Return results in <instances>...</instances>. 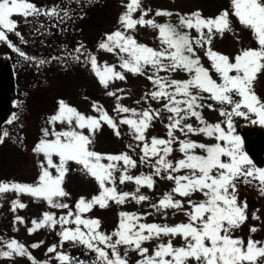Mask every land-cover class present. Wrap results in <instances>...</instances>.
Segmentation results:
<instances>
[{
    "label": "snow or ice",
    "instance_id": "snow-or-ice-1",
    "mask_svg": "<svg viewBox=\"0 0 264 264\" xmlns=\"http://www.w3.org/2000/svg\"><path fill=\"white\" fill-rule=\"evenodd\" d=\"M78 6L81 0H73ZM67 3V0H66ZM87 6V5H84ZM140 7L138 0H131L127 5V11L122 13L119 21L123 31L116 30L107 35V39L99 43L100 49L112 52L119 49V67L105 65L103 71L97 66L95 55L83 51L77 43L74 51L82 53L84 62H91V68L99 77L100 83L108 86L110 79L125 80L124 72L139 74L147 77L153 89L147 93L144 100L156 101L160 107L149 106L137 111L129 109L116 98L115 111L119 113H132V116L119 117V125H127L136 142H143L139 148V160L137 161L127 152L106 156L107 163H101L102 155L90 150V138L83 131L73 130L72 122L78 129H87L92 132L100 128L101 121L116 129L115 134L121 135L116 120L103 108L95 106L100 115H84L75 108L69 107L63 101L59 102V110L48 118V123L67 121L68 130L57 131L55 127L49 131L42 129V138L35 143L33 152L42 153L47 167L40 163L39 182L36 184L0 182V193L14 190L17 194L29 193L34 198H43L52 209H67L69 206L58 198L67 197L68 193L61 187V181L68 171V162L75 161L82 165L99 184L101 189L98 196H93L85 201L81 197L75 207L66 215H60L59 219L51 211H43L42 217L32 219V227H27L28 233L36 229L47 227L51 229L59 224L60 230L56 233L60 243L69 242L71 246H82L85 255H91L90 259H80L70 256L65 251H55V259L58 264H130L129 253L135 252L141 258L135 260V264H244L245 261L255 264L257 257L264 258V241L255 240L249 236L245 241L234 236L235 230L246 221L248 204L238 199V183L240 181L249 185L253 180L259 181V191L264 194V167H258L243 151V142L239 135L234 133V117L251 119V123L264 125V101L251 90V83L256 74L264 69V0H231V10L239 19V23L252 30L258 47H249L235 56V62H230L227 55H221L209 48L206 55L212 63V68L219 75L220 83L213 79L209 70L201 63V57L197 55V49H202L204 44L212 42L214 32H222L230 27L229 9L222 10L215 19H203L198 12L185 17L181 16L179 23H157L154 19H145L142 11L139 19H133L132 13ZM76 9L70 4L61 9L57 6H38L31 0H0V41L6 42L7 47L14 53H18L26 62H34L37 66H43L51 61L64 60V56L52 55L50 58L26 55L25 52L14 44L8 37V33H14L21 44H28L21 31H18L19 22L13 19L16 14L23 18V24L27 26L29 34L45 35L47 28L41 17L55 18L60 23L72 18ZM62 13V14H61ZM156 15H171V13L156 10ZM82 18V17H81ZM137 24L149 25L159 30V50L138 43L132 35H127L129 29ZM55 27L56 25H52ZM183 29H195L199 35L192 37ZM207 29V32L204 31ZM6 30V31H5ZM44 44V41H40ZM63 47V45H61ZM127 54L122 55V54ZM75 61L80 60V55L71 57ZM235 70V75L230 71ZM165 73V75H161ZM180 73H186V79L174 78ZM204 93L210 94L204 96ZM112 96L113 93H107ZM238 95L239 99H234ZM205 100L219 102L220 115L225 118L227 124L225 130L221 123H208L202 116L200 109L205 108ZM13 101V104H16ZM139 103V101H137ZM227 105V107H223ZM207 108L213 107L208 103ZM243 109V110H242ZM162 111H166L167 138L151 137L150 144L146 140V130L155 118H162ZM198 122L197 126L189 123L190 119ZM17 120V113L12 112L7 120L8 124ZM177 131L183 134V138L177 135ZM191 134H199L204 137H214L216 143L208 144L197 142L190 138ZM9 136L5 130L0 136V142ZM54 137V138H51ZM223 141V145L220 143ZM178 145V151L183 158L173 161L168 159L173 153L174 146ZM128 148L136 152L131 143ZM201 150L202 154H197ZM58 156L59 163H54L53 155ZM227 157V161L222 159ZM123 162V171L119 174V181H135L138 186L135 192H118L116 187H107L106 182L112 183L118 171L117 162ZM147 166L154 169L153 172L139 175H130V168ZM55 168L58 173L53 176L49 168ZM181 170H187L184 175H172ZM167 173V179L175 182L170 191H165L161 198L149 207L156 214L163 213L167 217L168 210H174L173 215L182 212L187 222H179L172 225L168 223L140 222L141 215L135 212L120 211L119 223L114 231L107 233L102 231L101 222L98 219H84L80 213L88 212L94 204L101 208L108 204L109 200L123 205L125 198L131 196L137 204L149 201L147 195L139 194V186L144 185L149 189L154 186V176ZM251 178V179H250ZM196 197H199L198 199ZM24 209L26 205L18 199L11 201V208ZM152 213L145 212L144 216ZM75 216L74 221L69 217ZM253 219H259L254 211ZM14 223L24 224V218L20 215L14 217ZM74 223L75 227H66ZM81 225L87 231L81 230ZM255 227L250 228L255 233ZM183 237V244L179 247L173 245L171 239L167 243H159L151 255L144 242L152 241L161 236ZM0 258H12L16 256H28L32 264H50V260L37 261L25 248V245L16 239H3L0 237ZM43 243V241H41ZM37 244H32L36 248ZM55 246L47 248L52 253ZM123 250V254H122ZM165 257H170L166 259Z\"/></svg>",
    "mask_w": 264,
    "mask_h": 264
},
{
    "label": "rangeland",
    "instance_id": "rangeland-1",
    "mask_svg": "<svg viewBox=\"0 0 264 264\" xmlns=\"http://www.w3.org/2000/svg\"><path fill=\"white\" fill-rule=\"evenodd\" d=\"M40 1V0H39ZM38 1V2H39ZM50 0H41L39 3V6H43V3L48 2ZM66 2V0H63ZM68 1V0H67ZM141 0H138V3ZM151 1V0H150ZM190 1H194L195 5H207V7H210V3L206 4L207 0H153V2L163 5V6H174L178 8L177 10H182L183 5L190 4ZM217 1V0H214ZM104 0H99V5H103ZM131 2V0H114L113 1V9L108 13V16L115 15L116 12L122 14L127 11V5ZM47 6L51 7V4H47ZM142 8V7H138ZM138 8L136 9L135 12L132 13V18L136 19L138 15ZM20 16H15L13 15V19L19 20ZM114 28L118 26V29L123 31L121 24L118 25L117 19L115 20L114 18L112 21L108 19L107 21H104L103 27L106 29V32L104 33L103 37L101 38V42L105 41L107 39V31L110 30L112 27ZM238 25L235 24L234 21L230 20V29H236ZM136 27V26H135ZM138 27V26H137ZM134 29V28H133ZM132 29V30H133ZM18 31H21L22 35H24L25 39L29 41L28 44H23V48H21L26 55H35L37 57H43L45 59L50 58L55 52H60V48L55 47V45L50 46L48 42L45 39H39V35H36L35 37L31 36L29 34V30L26 25L23 24V21L19 22L18 26ZM114 30V31H116ZM186 30H192V29H186ZM6 31V30H5ZM113 31V32H114ZM112 33V32H111ZM109 33V34H111ZM127 35H129V31L127 30L126 32ZM89 36H86L85 34L83 35H76V41L78 39H86V40H91L92 38V32L88 34ZM106 35V36H105ZM9 39L13 42L14 41V33H8ZM43 40L44 44H41L40 41ZM51 42L53 40H50ZM14 43V42H13ZM98 43V45H99ZM91 49L90 54L95 55L97 59V66L103 71V68L105 65L111 64L115 70L121 71L119 67V49H114L112 52H108L106 49H100L98 47V50L95 52L91 46H88ZM204 51L208 50L209 48H212L211 44H204L203 45ZM202 49L198 48V51L202 53ZM96 50V49H95ZM66 52V51H65ZM70 53H75L74 55H78L75 51H71L70 49H67L66 54ZM64 55V53H63ZM122 55H127L122 54ZM84 59V58H82ZM7 63L9 70H11L14 74V79H16V83L20 90L17 91V97L21 100L20 104L15 105L14 108H12L11 112H16L17 113V120H15L13 123L8 124L5 126L3 129V132L7 130L9 132V136L4 138L3 144L0 146V182H17V183H28V184H36L39 182V175H40V163H43L45 167H47V163L44 160L43 154L42 153H36L33 152V147L36 142L40 138H42V129L43 128H48L49 131L53 127L56 128L57 131H63V130H68L69 129V124L67 121H57L53 122L52 124L48 123V118L55 114L59 110V105L56 102V98L60 97L61 95H64V97L68 101H74L77 99L79 96V93L81 91L85 92L87 91L86 89H91L92 88V82L94 85H96L98 88L97 93L100 91L103 94L108 93L109 89L112 88V84L115 82H118L119 80L113 79L112 82L108 81L109 84L107 87H105L103 84L100 83L99 77L96 75V73L92 70L91 68V62L90 59L88 63H85V73H80V79L74 84V81L68 82L69 85H72V89H75L76 92L74 93L73 90H71V86H65L63 83L66 75L68 74L67 71H63L62 69H59V64L57 61H51V63L45 64L43 66H37L34 62H26L19 56L18 53L12 52L11 49L7 47V43L0 41V68ZM63 65V64H62ZM71 65H74V62H71ZM79 66L82 67V64L79 63ZM78 66V67H79ZM125 79L130 80V82L134 83V81L131 79L134 76L137 75L138 77V94H135V98L138 96V101L140 98V89H142L140 83L145 84L144 86H150V90L153 89V86L150 81L147 80L146 75L141 76L139 74H132L128 72H124ZM161 75H165V73H161ZM174 78L178 79H185L184 77H180L179 75L175 76ZM261 78H263L261 76ZM259 79V77L257 78ZM66 81V80H65ZM67 82V81H66ZM74 84V85H73ZM259 82L257 80L255 86H258ZM137 86V85H136ZM95 90V89H94ZM90 91V94L93 93V91ZM146 93H148V89H145ZM64 93V94H62ZM96 93V94H97ZM258 98L262 100L264 98L263 95L261 94H256ZM78 96V97H77ZM134 98V99H135ZM80 98H78V104L77 105V111L78 112H83L84 115H92L90 112H88L86 109V105H82L84 102L79 103ZM149 100L142 102L140 106H136L138 108V112L142 111L143 108L148 107ZM65 104H68L64 102ZM81 104V105H79ZM154 108L158 107V103L155 105H151ZM76 108V107H75ZM82 108V109H81ZM211 111H207L206 114L209 117L205 118H212L210 116ZM205 114V115H206ZM125 116H132V113L127 114ZM164 111H162V118L157 117L155 120L150 123L149 128L146 130V140L150 144L151 142V137L155 135V130L159 131L162 133L161 129L166 130V124L167 118H164ZM189 123H193V120L190 119L187 121ZM116 123L119 125L118 121ZM164 123V125H163ZM194 124V123H193ZM234 124V133L236 135H239V130L237 127V124ZM163 125V127H162ZM195 126V125H194ZM71 127L73 130H78V131H83L85 135H88L90 138V141L96 139V145L95 148H99L100 152L104 153L105 156H102L101 163H107L106 156L108 154L114 155L115 151H118V149H115L113 144L111 145L110 140L114 141V137L110 135V133L102 132L100 134L97 129L93 130L92 132H89L87 129L80 130L78 127L75 125V121L72 122ZM125 130V129H124ZM127 130L129 133H131L127 127ZM227 130V127L226 129ZM122 133V132H121ZM177 135H180L181 138H183V134L179 133L177 131ZM98 136V137H97ZM240 136V135H239ZM158 137V136H157ZM54 138V137H51ZM132 138V137H131ZM190 138L193 140H196L197 142H203V143H216L217 141L215 140L214 137H204L202 135L198 134H191ZM132 142H134V148H136V152H133L131 149L130 155L134 159L138 161V153L141 155L142 153L139 152V148L143 147V142H136L132 138ZM221 144H223V141H220ZM89 147V145H88ZM244 151V148H243ZM197 154H202L201 150H197ZM225 159L226 157H222ZM54 163H59V158L58 156L53 155ZM175 159V158H174ZM120 164V162H117V164ZM118 164V166H119ZM78 166L81 167V165L77 164L75 161H70L68 162V171L65 173L64 178L61 181V187L68 193L67 197L64 198H58L60 202L68 204L67 209H52L50 206L47 205L46 201L43 200V198H34L32 197L29 193H19L17 194L14 190L5 192V193H0V223L3 225V231L4 234L9 233L10 235H15L18 236L22 239L25 240V242L28 245L31 244H37L38 246L36 248H32V245L30 246L27 251L31 254L32 257L35 258L37 261H41L43 259H48L49 257L55 255L54 251H65L68 254L71 255L72 247L70 243L66 244L64 242L63 244L60 243V241H56L53 238H50V240L53 242L51 244H43L41 246V240L40 238L42 235H44L45 238H47V234H52L50 233L49 228L47 227H42L40 231L36 230L32 233H26L27 227H32V219H39L42 217L43 211H51L54 212L55 216L57 219H59L60 215H66L69 210H71L73 213L76 212V203L77 201L83 197L85 201L90 200L93 196H98L100 191H99V184L94 185L93 180L91 178V174L86 170L85 175L87 176L88 179L85 178L84 175H79L81 178V181L77 179V174L72 170V166ZM83 167V166H82ZM123 165H120L118 169L123 168ZM138 168V167H137ZM50 173L53 176H56L58 173L56 172V169L49 168ZM71 171V172H70ZM132 168L128 170V174L132 175ZM143 171L145 174H149L154 171V169H149L147 166H140L137 169V172L133 175H139L140 172ZM70 172V173H69ZM187 172L182 173L181 171L178 173H172V175H184ZM158 177V180L153 186V189H149L144 185L139 186L140 192L139 194H144L149 196L150 198V193L162 191L163 193L165 191H168L167 185L168 183L162 184L160 180L165 179V181H170L167 179V173H162L161 176H154L153 179H156ZM91 183H90V181ZM71 181V183H70ZM171 185L173 184V181L169 182ZM175 183V182H174ZM241 183H238V186ZM115 186L118 192H135L136 188L138 187L135 183L132 181H124L121 183L119 181V175L116 177V179L113 181V184H111L108 187ZM158 187V188H157ZM242 188V187H240ZM245 192L240 193V197L244 198H252V201L249 202V206L255 205V211L257 215L259 216V219H254L258 223H261V220L263 219L264 221V194L258 193L255 195V198L253 199L252 197V192L253 190L250 189L249 187H244ZM251 194V195H250ZM157 198V197H156ZM197 199L199 197H196ZM239 198V197H238ZM14 199H18L21 203H24L26 207L24 209H20L17 207L15 211L12 210L11 208V201ZM155 200L154 202H156ZM108 206L106 207V211H103V208L100 207L99 204H94L93 207L88 211V212H83L80 213L82 218L84 219H98L103 220L102 217L108 216L103 212H108L109 216L107 217L109 224H102L101 230L103 231L104 229L106 231L110 230V233L115 230V228L118 226L119 223V215L118 213L120 211H127V212H135L138 211V209H144L146 207V211L149 213H153L156 216H161V214H156L153 209L149 207V203L151 201H144L141 202L140 204H137L135 200L132 199L131 196L125 198V203L123 205L117 204L113 200L108 201ZM153 202V203H154ZM255 203V204H254ZM95 210H99V212H96ZM96 213H95V212ZM174 210H168L167 211V217L165 218V221L169 225L179 223V222H187V218L183 215L182 212H177L175 215H173ZM58 212V213H56ZM102 212V214L100 213ZM16 215H20L21 217L24 218L25 223L20 224V223H14V217ZM164 215V214H163ZM165 216V215H164ZM75 216L73 215L72 217H69V220L72 221V219ZM149 220V217L146 219V216L141 215V220L140 222H146ZM262 221L261 224L264 222ZM59 224L53 226L55 229L59 228ZM66 227H72L74 228L75 224L70 223L68 225H65ZM252 225L249 223V229L248 225L246 227L244 226H239L235 232L234 236L240 237L243 239V236L245 233H243L244 230L247 232V237H245V248H246V241L251 236V238L255 240H261L264 241V231H257L255 233L250 232V228ZM247 228V229H246ZM45 229V231L42 232V230ZM28 232V231H27ZM9 235V236H10ZM3 238V237H2ZM4 239V238H3ZM153 240L160 241L161 243H167L169 240V237L167 236H161L160 238H154ZM171 240L173 241V245L175 247H179L183 244V237H171ZM26 243L24 244L25 246ZM50 246H55V250L52 253L47 252V248ZM54 253V254H53ZM123 253V250H122ZM91 255H85V253H81L79 256H76L80 259H90ZM17 257L16 255H13L12 258ZM16 260V259H14ZM190 264H192L191 258H189ZM11 261L5 262V261H0V264H10ZM244 264H252V262H247L245 261ZM255 264H264V258L257 257V261Z\"/></svg>",
    "mask_w": 264,
    "mask_h": 264
},
{
    "label": "trees",
    "instance_id": "trees-1",
    "mask_svg": "<svg viewBox=\"0 0 264 264\" xmlns=\"http://www.w3.org/2000/svg\"><path fill=\"white\" fill-rule=\"evenodd\" d=\"M113 1L114 0H104V2L101 3L103 5H101V6L98 4L99 0H81L79 6L76 3H74L73 0H68L67 3L63 1L64 2L63 5H58V7L62 6L63 8H65L66 6H68V4H70L71 8L76 9V12L72 14L71 19L66 20L64 23H60L61 24L60 33L63 36L61 34H57L58 31L57 32L54 31L53 32L54 36H51V37L59 39L57 37V35L61 36V38H62L61 44L63 45L64 49H66V44L68 45L69 48L75 49L77 43H79V45L82 46L83 51L85 50L86 52L88 51V48H89L88 46L92 47V43H93V48H94L98 42L99 36L101 35V31L102 30L104 31V28H103L104 21L105 20L107 21L108 19H111V21H112V18L114 17L113 15L108 16V13L113 9ZM31 2L37 3V0H31ZM208 3L211 4L210 7H207V5H195V2L192 1L190 7L184 6V7H186L185 9L188 11L186 13H183V14H180V13L177 14V11L175 9L163 8V6H162V8H158V9L163 11V12L171 13V15L157 16L156 15L157 9L154 7V6H156V4L154 2H151V4H153V6L152 5L149 6L146 10V13H148L147 19H154L157 22L158 20H161L160 18H162V17L164 19H166L168 17V20H169L170 18H178L179 16L187 17L194 12H198L200 14V17L203 19H209V18L215 19L216 16L219 15V13L222 10L229 9L232 13L230 15L229 19L233 20L235 22V24L238 25L237 26L238 28H236V29L228 28V29L223 30L222 32H217L216 29H213L214 36H213L211 43L213 44L214 49L220 50L221 55H227L229 57L230 62L234 63L235 62V56L240 54V52L242 50L249 48V47H253V48L258 47V44L254 39V35L252 33V30L250 28L244 26V25H241L240 23H238L235 20V18H237V17H235V15H234V10H231V1L230 0H217V1L207 0L206 4H208ZM84 5H87V6H84ZM101 15H104L105 17H102L101 19H99L101 17ZM41 19L43 20V17H41ZM159 23H166V22L163 20V21H160ZM142 26L145 27V25H142ZM147 27H149L150 29L147 30L145 36L149 39H152L153 41H155L156 39L160 40L159 30L156 28H152L149 25ZM204 31L207 32V29H204ZM90 32H92V34H94V38L92 40L81 39L78 41H74L73 40L74 35L69 36V34L83 35V34H88ZM80 57H81V55H80ZM203 57L211 65V61L209 60V58L206 55H204ZM74 64H76V63H74ZM85 72H86V69L83 67V65H82V67L79 66L77 76L75 77V81L73 79H71V82L74 81V84H75L80 79V73L82 74ZM229 74L235 75L236 74L235 70L230 71ZM210 75L212 76L213 79L217 80L218 83L221 82L219 75L216 72H214V73L210 72ZM261 76L263 78H261ZM258 77H259V79H257ZM131 79L134 81V83L131 82L133 85H135V83H138L137 82V80H138L137 75ZM257 80L259 82V85L255 86ZM129 82H130V80H129ZM66 83H68V82H66ZM251 90L255 94H261L264 96V69H262L259 73L256 74L255 78L253 79V81L251 83ZM123 91L131 92V90L128 88L123 89ZM136 91L138 92V87L136 88ZM203 95L209 96L210 94L204 93ZM234 99L238 100L239 96L234 95ZM144 101H147V100H144ZM262 101H264V98H262ZM149 102L151 103V101H148V103ZM204 103H205V108L200 109V111L202 112L203 118L208 123L215 124V123L219 122V123H221V126L224 129H226L227 124L224 123L225 118L223 116H221L220 112H219V109H220V107H222V105H220L219 102L211 101V100H205ZM208 103H212L213 107L211 109L207 108L206 105ZM151 105H153V104L151 103ZM223 107H227V105H224ZM208 110L211 111V113H209V114L214 119L205 118V116L209 117L206 114V112ZM251 119H255V116L251 115ZM251 119H245L243 117H234L233 122L236 124H248L249 122H251ZM165 123H167V122H165ZM163 125H164V123H163ZM163 125H162V127H163ZM194 125L195 126L198 125V122L195 120H194ZM161 131H162V133H160V130L159 131L155 130L154 131L155 136H158V138H167V136H166L167 130L161 129ZM177 154H178V146H174L173 153H170L168 157L170 159L174 160V156L176 157ZM227 159L228 158L226 157L224 160L227 161ZM138 160H139V157H138ZM139 167L140 166H138V168ZM132 170H133L132 175L137 172V169H135V168H133ZM160 182L162 184L168 183L167 188L170 187L168 189V191H170L173 188V184L171 185L169 183L170 181H165V179H162V180H160ZM241 182L242 181H240V183ZM252 183L259 184V181L253 180ZM154 184H155V182H154ZM242 184H243V182H242ZM241 190L246 191L245 188H241ZM143 195H145V192ZM162 195H163L162 191L157 192V194L155 192H153V193L151 192L150 193L151 203H153L155 200H158L159 198H161ZM238 199H241L242 201H246L248 204L247 218H246V220H247L249 218V213H248V210L250 207L249 202L252 201V199L247 198V197L238 198ZM107 206H108V204L105 207H103V211H106ZM95 211L99 212V210H95ZM134 212H135V210H134ZM145 212H148V211H146V207H144V209H138V211H136L135 213H137L138 215H143V213H145ZM100 213L102 214V212H100ZM104 213H105V215L107 214L109 216L108 212H103V214ZM161 215H162V217L156 216L154 213L152 216L148 215L147 218L149 217V220H147L146 222H149V223L150 222L167 223V221H165V216L163 214H161ZM108 216L103 217V220H106L109 223V221L107 219ZM50 230H51L50 233H52L51 235L47 234V238H45L44 236L42 238H40L41 240H39V241H43V243H41V246L43 244H46V243L47 244L53 243L50 240V238H53L55 240V242L60 241V238L56 234L60 229L54 230L53 228H51ZM26 233H28V232L26 231ZM9 235L10 234L6 233V232L4 234L3 225L0 223V237H3L4 239H16L23 244L26 243L24 239H22L18 236H15V235L9 236ZM0 243H2V241H0ZM26 245L27 246H25V247L27 249H29L32 244L28 245L26 243ZM14 259H16V260H14ZM44 260H46V259H43L41 261H44ZM47 260H50V264H56L54 261L51 260V257H49ZM0 261H5V262L11 261L10 264H32V261L28 258V256H17L14 258H0Z\"/></svg>",
    "mask_w": 264,
    "mask_h": 264
},
{
    "label": "water",
    "instance_id": "water-1",
    "mask_svg": "<svg viewBox=\"0 0 264 264\" xmlns=\"http://www.w3.org/2000/svg\"><path fill=\"white\" fill-rule=\"evenodd\" d=\"M14 83L11 73L3 70L0 77V118L8 120L9 107L13 102ZM248 154L260 164H264V127L252 124L242 133Z\"/></svg>",
    "mask_w": 264,
    "mask_h": 264
}]
</instances>
